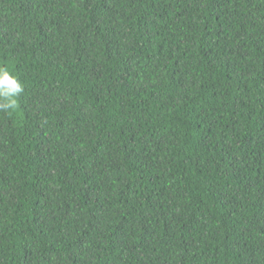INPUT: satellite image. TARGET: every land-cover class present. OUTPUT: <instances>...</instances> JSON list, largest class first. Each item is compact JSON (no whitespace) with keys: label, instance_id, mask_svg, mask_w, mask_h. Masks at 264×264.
I'll use <instances>...</instances> for the list:
<instances>
[{"label":"trees","instance_id":"trees-1","mask_svg":"<svg viewBox=\"0 0 264 264\" xmlns=\"http://www.w3.org/2000/svg\"><path fill=\"white\" fill-rule=\"evenodd\" d=\"M0 264H264V0H0Z\"/></svg>","mask_w":264,"mask_h":264},{"label":"clouds","instance_id":"clouds-1","mask_svg":"<svg viewBox=\"0 0 264 264\" xmlns=\"http://www.w3.org/2000/svg\"><path fill=\"white\" fill-rule=\"evenodd\" d=\"M23 82L4 65H0V113L10 114L18 107V99L24 93Z\"/></svg>","mask_w":264,"mask_h":264}]
</instances>
